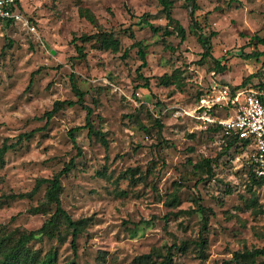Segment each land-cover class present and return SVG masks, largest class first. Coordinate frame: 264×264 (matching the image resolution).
Returning a JSON list of instances; mask_svg holds the SVG:
<instances>
[{
	"label": "rangeland",
	"instance_id": "obj_1",
	"mask_svg": "<svg viewBox=\"0 0 264 264\" xmlns=\"http://www.w3.org/2000/svg\"><path fill=\"white\" fill-rule=\"evenodd\" d=\"M197 5L198 26L205 36L214 33L210 58L202 57L185 0H173L172 9L185 31L181 43L172 31L163 35L170 28L156 0H21L35 32L0 23V146L42 128L45 120L39 118L55 101L76 100L71 74L92 109L94 127L105 134L107 147L88 138L86 130L75 134L82 155L62 179L63 209L74 221H84L75 264H138L136 258L164 254L171 246H176L172 264H232L234 252L264 251V183H252L244 149L235 145L223 154L221 127L202 118L213 112L195 111L212 81L245 82L264 93V57H251L264 51V0H198ZM85 12L95 24L83 18ZM98 32L110 33L117 50L103 49L94 39L81 42V36ZM130 33L146 59L139 71L141 57L131 47ZM75 45L83 47L85 58L77 57ZM85 116L79 106L63 107L45 129L8 152L0 196L28 193L36 179L61 170L76 154L68 131L84 125ZM206 159L213 162L210 177L202 166ZM43 194L41 188L32 199H1L0 238H10L11 245L41 227L48 213L28 210ZM198 198L208 210L203 258L193 244L177 250L200 237ZM70 234L61 226L57 238L38 234L29 247L40 257L54 251L56 264H68ZM255 260L264 264V255Z\"/></svg>",
	"mask_w": 264,
	"mask_h": 264
},
{
	"label": "trees",
	"instance_id": "obj_2",
	"mask_svg": "<svg viewBox=\"0 0 264 264\" xmlns=\"http://www.w3.org/2000/svg\"><path fill=\"white\" fill-rule=\"evenodd\" d=\"M198 0H185L187 6L190 7L189 11V17L191 20L192 25L196 29V35L197 40L201 44L202 48L204 49V52L202 54L203 58L211 57V45H210V39L209 37L213 36L214 33H211L208 36H205L203 33V30L198 26L197 21L195 20V11L198 9L197 5ZM158 5L161 7V13L164 15V18L166 20V26L169 29H165L163 35H169L172 32L176 33L177 37L180 39V43L185 40V31L181 24L175 20L172 17V9H173V0H156ZM22 9V7H21ZM83 18L87 19L88 22L91 24H95V18L85 12L83 15ZM2 23V22H0ZM5 27L7 26H16L10 22L3 23ZM33 24V23H32ZM152 32L156 33L158 31L157 28H154L153 26H150ZM129 38L132 40L131 47L138 48V53L141 57V65L138 68L143 69L146 67V59L145 55L143 53L141 42H137L135 40V37L133 33L129 34ZM81 42H89L91 39H94L96 42L100 43V47L103 49H113L117 50L119 47V42L117 40H114L110 33H96L94 35L90 36H81L80 37ZM75 42V40H73ZM11 46V42H9L7 47ZM7 49V48H6ZM75 51L77 53V57L85 58V54L83 51L82 46L75 45ZM251 57L258 59L259 57H264V51L261 53H253L251 54ZM217 67H219L218 62L215 61ZM264 65V62H263ZM218 71H222V68H219ZM33 75V74H32ZM245 83V82H244ZM244 83L240 85L234 86L235 88H246L244 87ZM32 84V78L30 79L27 88L29 89ZM70 85H71V91L74 93L76 100H65V101H55L52 105V108L48 111H46L42 117H40V120H45V125L42 128L32 130L28 133H22L17 136V138L11 142L8 143V140H5L2 145L0 146V170L3 168L5 163V156L8 152L13 151L17 148H19L23 142H26L30 140L33 135L38 130L45 129L49 121L52 119V117L63 107H75L79 106L86 112L85 116V124L82 126H77L68 131L69 139L72 143L73 148L76 151V154L71 157V159L63 164V167L61 170L56 172L54 175H52L50 178H38L35 181V185L32 188V190L28 193H19V194H11V195H3L0 196V203H6L7 201H14V200H21V199H32L41 188H44V194H43V200L42 202L37 205L36 207H32L28 210V213L36 215V214H47L48 218L42 223L41 227L36 231H30L29 233H24L19 235L15 241L10 245L11 240L10 238H5V236L0 238V264H56V252L49 251L46 253L43 257H40L37 253L32 252L31 248L29 247V244L34 239L35 235H42L47 238L53 239L57 238L58 233L60 232V227L64 226L71 230V241H70V247L73 254V260L68 264H75V258H76V241L78 236L80 235V227L84 223V221H74L67 212L63 209L61 205V193H62V179L66 177L72 170L76 168V159L81 157L82 150L77 145L75 134L86 130L87 131V137L91 138L94 136L97 140H99L103 146L107 147V141L105 139V134L101 132L100 130L96 129L92 123L91 117H92V109L84 104V96L85 93L82 92L76 85L73 75H70ZM148 80L145 82V87H148ZM209 94V88H207L205 91L201 92L199 96V100L205 99L208 97ZM202 112V114H207L209 112H204L203 110H199ZM220 110H213V116L216 118H224L227 117L228 114H226L224 111L222 116H216ZM160 127V126H159ZM161 128V127H160ZM215 129H220V126L216 124ZM222 133V139L225 140V151L228 152L231 149L235 148V145H238L240 148L244 149L246 152L249 153V141L248 140H240L235 135L232 136H225L223 134V131L221 129ZM212 161L206 159L203 161L202 166L204 168H208L206 171V177L212 176V170L210 169L212 166ZM249 175L252 180V183L254 186L260 184L261 182L264 183V179L258 178L255 176L253 172L252 166L249 164ZM1 199H3L4 202H1ZM177 201L176 196L172 198L170 203L174 204ZM196 212L201 216V227L199 232V239L198 241L190 242V241H184L177 250L184 251L186 250V247L188 244H193L198 249V255L203 258L204 257V249L206 247V240L204 237H202L203 231L207 230V218H208V210H206L203 206L200 204V199L198 198L196 200ZM176 246L169 247L164 254H160L158 252H152L147 255L140 256L136 258V262L138 264H156V258L161 259L158 264H172V250L175 249ZM259 255H264L263 250H257L253 249L250 251H244V252H234L232 256V264H256V258Z\"/></svg>",
	"mask_w": 264,
	"mask_h": 264
},
{
	"label": "built area",
	"instance_id": "obj_3",
	"mask_svg": "<svg viewBox=\"0 0 264 264\" xmlns=\"http://www.w3.org/2000/svg\"><path fill=\"white\" fill-rule=\"evenodd\" d=\"M0 22L22 25L28 32H35L30 18L21 9V0H0ZM199 110H222L229 114L224 118H202L220 126L225 136L248 140L249 164L255 176L264 179V93L212 81L208 97L200 100L195 108Z\"/></svg>",
	"mask_w": 264,
	"mask_h": 264
}]
</instances>
